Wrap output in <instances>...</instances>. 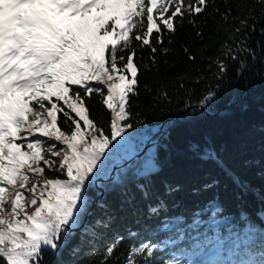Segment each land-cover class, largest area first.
<instances>
[{"label":"snow or ice","instance_id":"obj_1","mask_svg":"<svg viewBox=\"0 0 264 264\" xmlns=\"http://www.w3.org/2000/svg\"><path fill=\"white\" fill-rule=\"evenodd\" d=\"M185 22L194 30L193 45L181 46L185 67L175 75L162 73L158 55L169 53ZM254 35L264 37V0H0V264H43L46 251L67 243L90 211L89 186L105 174L104 161L135 127L139 113L132 101L140 95L142 76L150 107L173 103L172 85L189 98L204 85L196 104L185 100V108L211 109L233 66L240 77L259 62L264 74V46H252ZM212 39L214 53L201 61ZM163 64L175 67L167 59ZM94 95L101 98L99 116L88 103ZM192 148L216 162L211 149ZM154 168L149 160L135 173L146 181L136 186L142 199L151 198L147 181ZM224 174L242 200L248 186ZM112 184L140 221L157 219L165 208L159 201L141 210L134 197L116 191L123 186L120 175ZM217 184L214 179L201 191ZM180 190L166 185L169 195ZM208 207L213 217L222 211L215 198ZM259 215L264 219V212ZM112 219H97L89 234L109 229ZM149 227L127 231L129 245L122 253L125 237L117 234L99 264H204L158 256L175 241L141 238ZM215 247L224 250L218 238ZM71 251L79 253L77 247ZM227 251L228 258L214 264H264V230L257 238L249 229Z\"/></svg>","mask_w":264,"mask_h":264},{"label":"trees","instance_id":"obj_2","mask_svg":"<svg viewBox=\"0 0 264 264\" xmlns=\"http://www.w3.org/2000/svg\"><path fill=\"white\" fill-rule=\"evenodd\" d=\"M193 36L194 30L185 22L175 42L168 46L169 53L158 55V67L162 73L167 71L175 75L184 69L186 57L181 46L193 45ZM208 43L212 48L202 55L201 61L214 53L216 41L212 39ZM250 43L254 48L264 46V37L254 35ZM194 47L200 46L195 44ZM143 55L146 57L148 53ZM164 59L169 64L174 63L175 67L166 68ZM163 79L167 81L168 77L163 76ZM144 80L142 76L140 95L132 101L133 111L139 113L133 121L134 129L127 142L114 149L104 161L105 174L97 176L86 193L90 211L79 227L73 229L75 231L66 244H62L57 252H45L43 264H99L100 253L117 234L125 237L120 246L122 253L129 245L127 231H140L144 224L150 227L141 232V238H150L158 243L175 241L158 251V256L175 254L182 259L214 264L218 259L226 260L227 250L234 246V242L244 239L249 229L255 231L257 238L264 230V219L259 215L264 212V74L260 63L257 62L240 77L236 76L233 66L228 79L221 85L219 100L211 109L198 111L194 107L185 108V100L190 99L194 106L204 85L190 98L184 90H177L172 85L173 103L150 107L151 97L143 89ZM148 82L151 83L150 78ZM100 99L94 95L88 101L94 116L102 112ZM153 142L143 157L118 168L111 180L99 182L102 178H109L117 164L134 159L148 143ZM193 145L205 151L211 149L217 157L216 162L203 158V151L194 152ZM149 160L155 168L147 181L151 198L145 200L136 187L145 183V178L135 173L137 169L142 171ZM225 172L248 186L247 195L242 200L236 198L235 193L239 189L225 176ZM118 175L123 186L116 191L134 197L139 209L146 211L147 205L164 202L165 208L157 219L140 221L133 215L123 198L113 192L112 181ZM214 179L218 181L216 187L201 191L205 183ZM167 184L178 185L181 190L169 195ZM214 198L222 209L215 217L208 207V202ZM101 204L106 207L101 209ZM108 215L113 218L111 227L96 229L99 235L91 236L89 233L94 221ZM217 238L224 249L219 253L215 247ZM206 239L212 243L205 244ZM197 244L203 247V251L195 247ZM74 247L79 249L78 254L72 253ZM194 251L198 254L192 256ZM232 258L236 259L235 256Z\"/></svg>","mask_w":264,"mask_h":264},{"label":"water","instance_id":"obj_3","mask_svg":"<svg viewBox=\"0 0 264 264\" xmlns=\"http://www.w3.org/2000/svg\"><path fill=\"white\" fill-rule=\"evenodd\" d=\"M202 110H204V109H202ZM154 143H155V142H153V143H148V144L145 146L144 150H143L139 155H137L134 159L128 161L127 163L117 164V165L114 167L111 176H110L109 178H107V179L102 178V179L99 180V182H106V181L111 180V179L115 176V173H116V171H117L118 168H120V167H122V166H124V165H127V164L133 162L135 159H140L141 157H143V156L146 154L147 149H148L152 144H154ZM101 191H103V189H101ZM101 195H103V192H102ZM73 231H75V230H72V232H73Z\"/></svg>","mask_w":264,"mask_h":264}]
</instances>
